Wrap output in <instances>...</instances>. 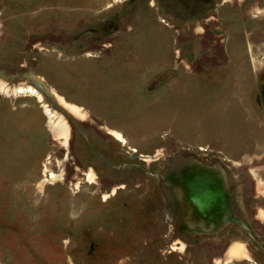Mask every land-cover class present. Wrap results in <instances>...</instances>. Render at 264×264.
<instances>
[{
	"label": "rangeland",
	"instance_id": "1",
	"mask_svg": "<svg viewBox=\"0 0 264 264\" xmlns=\"http://www.w3.org/2000/svg\"><path fill=\"white\" fill-rule=\"evenodd\" d=\"M262 207L264 0H0V264H264Z\"/></svg>",
	"mask_w": 264,
	"mask_h": 264
},
{
	"label": "crops",
	"instance_id": "2",
	"mask_svg": "<svg viewBox=\"0 0 264 264\" xmlns=\"http://www.w3.org/2000/svg\"><path fill=\"white\" fill-rule=\"evenodd\" d=\"M256 216L258 218H260L261 216L264 217V208L263 207L258 209V211H256ZM239 251H240L239 246L235 245V244L234 245L232 244V245L228 246V248H227V253H229L232 256H236V255L240 254Z\"/></svg>",
	"mask_w": 264,
	"mask_h": 264
},
{
	"label": "bare ground",
	"instance_id": "3",
	"mask_svg": "<svg viewBox=\"0 0 264 264\" xmlns=\"http://www.w3.org/2000/svg\"><path fill=\"white\" fill-rule=\"evenodd\" d=\"M111 135H112L115 139L124 142V138H123V136H122L119 132L112 130V131H111Z\"/></svg>",
	"mask_w": 264,
	"mask_h": 264
}]
</instances>
